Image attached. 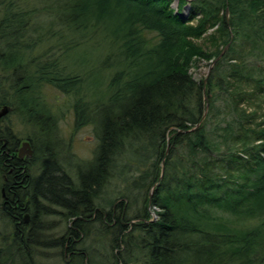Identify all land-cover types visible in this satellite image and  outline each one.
<instances>
[{
    "label": "trees",
    "instance_id": "1",
    "mask_svg": "<svg viewBox=\"0 0 264 264\" xmlns=\"http://www.w3.org/2000/svg\"><path fill=\"white\" fill-rule=\"evenodd\" d=\"M53 1L66 29L88 14L84 0ZM91 2L120 37L103 62L106 102L90 109L94 156L74 178L48 143L18 159L0 117V264H264V0ZM6 6L0 110L16 100L38 117L36 86L78 82L52 60L36 64L33 84L29 15ZM203 60L214 64L201 83L190 68ZM50 215L63 226L41 220ZM97 220L103 235L88 245Z\"/></svg>",
    "mask_w": 264,
    "mask_h": 264
},
{
    "label": "rangeland",
    "instance_id": "2",
    "mask_svg": "<svg viewBox=\"0 0 264 264\" xmlns=\"http://www.w3.org/2000/svg\"><path fill=\"white\" fill-rule=\"evenodd\" d=\"M2 1L0 0L1 16L4 15L8 4L14 7L20 6L24 13L29 15L27 21L29 28L24 41L26 44L22 45L24 51L22 57L24 67H22L25 74L33 75V84L39 71L35 69L36 64L50 63L52 60L57 61L58 67H53L56 72L65 74L69 78L75 77L78 84L66 91L60 90L53 84L42 83L43 85L36 86L33 95H39L38 103L44 106L45 114L42 113L43 106H41L39 113L41 115L35 117L31 113L34 111L33 108L31 112H27L20 108L15 100L13 107L8 106L7 118L1 122V125L11 126L15 133L16 153L26 139L31 140V149L34 148L39 153L44 152L48 143L62 158L64 167L67 165L71 170L70 174L74 178L76 167L73 166L92 159L97 147L98 137L90 109L106 102L109 71L104 67L103 62L108 54L119 49L120 37H116L118 39L116 40L109 34L106 24L97 18L96 7L94 8L96 3L91 0H84L89 5L86 12L88 14L77 28L70 29H66L55 19L53 12L58 5L54 4L53 0L47 2L46 0H4L1 3ZM110 24L113 25L112 21ZM209 66V62L199 61L190 68V73L198 82L204 83ZM8 90L9 93L14 91L10 86ZM78 104L84 109L83 114L78 112ZM23 158L29 157L24 154ZM65 158L67 160H64ZM26 216L28 221L30 216L27 213L24 218ZM43 219L51 220V225L56 226V229L64 224L57 222L60 219L54 215L41 218L42 221ZM6 226L3 224V219L0 220V230L8 228ZM101 229L102 223L99 220L89 226L90 236L86 242L88 245L93 244L92 236L102 237L103 234L98 231ZM107 239H109L108 233L105 234L106 242Z\"/></svg>",
    "mask_w": 264,
    "mask_h": 264
},
{
    "label": "water",
    "instance_id": "3",
    "mask_svg": "<svg viewBox=\"0 0 264 264\" xmlns=\"http://www.w3.org/2000/svg\"><path fill=\"white\" fill-rule=\"evenodd\" d=\"M228 15V11L226 10V16ZM219 57V56H218ZM217 57V58H218ZM215 58L214 61L217 59ZM214 61L211 62L209 68H208V71L210 70V68L212 67V65L214 64ZM207 71V72H208ZM8 112V106H4L1 110H0V117L5 115L6 113ZM206 112V111H205ZM205 112L203 114V116L201 117V121L204 119V115H205ZM21 149H19L17 151V157L18 159H21L22 160V157L24 154L27 155V157H31L32 156V153H33V149H31V145H30V141L29 140H24L22 143H21ZM27 216L25 217V221H27Z\"/></svg>",
    "mask_w": 264,
    "mask_h": 264
}]
</instances>
